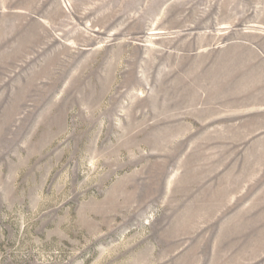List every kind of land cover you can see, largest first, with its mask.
Wrapping results in <instances>:
<instances>
[{
  "label": "rangeland",
  "instance_id": "rangeland-1",
  "mask_svg": "<svg viewBox=\"0 0 264 264\" xmlns=\"http://www.w3.org/2000/svg\"><path fill=\"white\" fill-rule=\"evenodd\" d=\"M0 264H264V0H0Z\"/></svg>",
  "mask_w": 264,
  "mask_h": 264
}]
</instances>
